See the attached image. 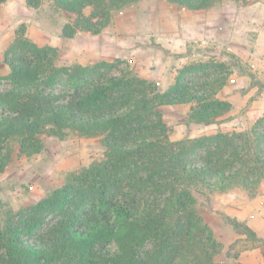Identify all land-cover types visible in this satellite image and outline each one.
<instances>
[{
    "label": "trees",
    "instance_id": "obj_1",
    "mask_svg": "<svg viewBox=\"0 0 264 264\" xmlns=\"http://www.w3.org/2000/svg\"><path fill=\"white\" fill-rule=\"evenodd\" d=\"M138 1L52 0L68 15L58 35L98 34L113 12ZM167 1L198 10L221 0ZM14 34L3 51L8 73L0 75V86L9 84L0 87V173L10 140L30 157L46 152L43 136L98 137L103 156L68 172L35 203L0 210V264H229L215 260L220 243L190 189L240 187L253 195L264 178V116L248 131L171 140L162 113L189 103L187 124L227 120L231 104L216 95L226 75L190 63L160 90L132 69L114 73L117 61L58 65V48L38 45L23 26ZM221 216L251 247L264 245L245 221Z\"/></svg>",
    "mask_w": 264,
    "mask_h": 264
},
{
    "label": "rangeland",
    "instance_id": "obj_2",
    "mask_svg": "<svg viewBox=\"0 0 264 264\" xmlns=\"http://www.w3.org/2000/svg\"><path fill=\"white\" fill-rule=\"evenodd\" d=\"M89 11L90 8L84 10L86 14ZM67 16L55 9L52 0H42L38 8L27 6L25 0L1 3L0 75L8 73L3 51L16 28L23 26L26 36L38 45L58 48V65L117 61L114 73L132 69L154 81L160 90L168 88L178 69L190 63H206L210 71L226 75L216 95L231 104L224 116L228 119L207 126L187 124L189 103L164 106L163 120L171 140L218 131H248L264 116V0H221L205 10L167 0H140L113 12L108 25L98 34L77 32L72 38L58 35ZM8 86L3 80L0 87ZM43 139L46 152L30 157L19 155L13 140L3 145L1 154L9 151V159L0 173V210L18 211L35 203L63 184L68 172L103 156L98 137L71 133L64 139ZM234 188L224 192L191 188L190 192L198 213L220 243L215 260L246 264L240 254L250 248L251 241L225 225L221 216L228 214L223 208L234 197ZM258 264H264V260Z\"/></svg>",
    "mask_w": 264,
    "mask_h": 264
},
{
    "label": "crops",
    "instance_id": "obj_3",
    "mask_svg": "<svg viewBox=\"0 0 264 264\" xmlns=\"http://www.w3.org/2000/svg\"><path fill=\"white\" fill-rule=\"evenodd\" d=\"M257 188V192L251 196L246 190L234 188L232 190L234 197L231 198L229 204L224 205L223 210L231 216L245 221L264 241V178ZM240 260L246 264H258L264 260V246H250L244 255L243 253L240 254Z\"/></svg>",
    "mask_w": 264,
    "mask_h": 264
}]
</instances>
